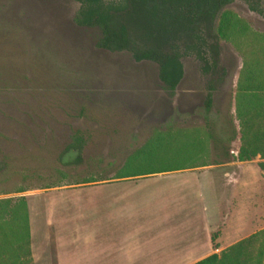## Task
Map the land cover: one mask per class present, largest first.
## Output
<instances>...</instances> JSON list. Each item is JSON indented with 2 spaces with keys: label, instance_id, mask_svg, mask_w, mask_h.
Listing matches in <instances>:
<instances>
[{
  "label": "rangeland",
  "instance_id": "374dc122",
  "mask_svg": "<svg viewBox=\"0 0 264 264\" xmlns=\"http://www.w3.org/2000/svg\"><path fill=\"white\" fill-rule=\"evenodd\" d=\"M78 8L77 0H0V198L25 197L33 264H114L103 260L115 247L127 246L132 256L171 242L174 233L158 223L180 216L186 201L172 200L166 181L140 182L134 229L125 236L130 223L99 207L98 181L119 175L128 155L157 130L208 125L214 138L201 156L180 161L162 149L161 160L136 168L212 163L224 157L222 148L230 154L233 141L239 147L237 82L252 33L264 36V14L245 0L221 10L215 29L227 73L204 112L207 76L195 56L182 57L184 75L170 96L155 62L97 47L98 30L74 22ZM236 18L250 29L243 41L229 35Z\"/></svg>",
  "mask_w": 264,
  "mask_h": 264
},
{
  "label": "trees",
  "instance_id": "16d2710c",
  "mask_svg": "<svg viewBox=\"0 0 264 264\" xmlns=\"http://www.w3.org/2000/svg\"><path fill=\"white\" fill-rule=\"evenodd\" d=\"M74 22L96 28V46L110 51H128L135 61L150 60L158 66V78L168 95L174 96L184 75L182 57L193 55L207 76L203 110L213 107L215 83L226 75L220 64V43L215 19L234 0H77ZM249 8L264 14V0H245ZM228 23V21H226ZM241 23V25H238ZM229 35L241 36L250 29L242 21H232ZM239 26V29H236ZM254 38L246 52L235 93V113L239 121L240 147L237 158L264 159V36ZM251 37V33H250ZM207 125L202 129L154 131L133 150L116 177L153 174L196 165H159L136 168L152 157L161 160L162 149L170 159L187 160L206 153L214 138ZM74 138L79 141V135ZM79 138V139H78ZM234 135L227 137L229 141ZM217 142L220 140L217 138ZM185 145L179 149L178 145ZM79 147H78V146ZM75 148L81 149L76 143ZM177 146V148H176ZM206 163H203V165ZM264 168V160L259 162ZM0 264H33L30 249L28 206L24 196L0 198ZM193 264H264V228Z\"/></svg>",
  "mask_w": 264,
  "mask_h": 264
},
{
  "label": "crops",
  "instance_id": "0c3cea01",
  "mask_svg": "<svg viewBox=\"0 0 264 264\" xmlns=\"http://www.w3.org/2000/svg\"><path fill=\"white\" fill-rule=\"evenodd\" d=\"M233 142L230 154H225L229 150L222 148V153H219L224 157L212 163L153 174L100 179L99 207L106 210L114 208L123 225L130 223L123 230L124 236L134 229L141 181L148 186L154 184V178L164 180L167 186L163 189L172 200L178 197L186 201V210L180 216L167 217L158 223L159 227H168L166 231L174 233L171 242L146 245L132 256L126 251L128 247L121 245L115 247V251H106L103 261H115L114 264H193L210 254H219L235 242L263 229L264 168L259 165L263 159L259 154L249 160L238 159L240 146L234 148ZM61 262L59 259L56 264Z\"/></svg>",
  "mask_w": 264,
  "mask_h": 264
}]
</instances>
